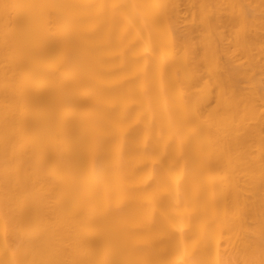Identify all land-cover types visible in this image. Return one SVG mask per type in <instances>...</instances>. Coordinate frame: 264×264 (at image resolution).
<instances>
[{"label": "bare ground", "instance_id": "obj_1", "mask_svg": "<svg viewBox=\"0 0 264 264\" xmlns=\"http://www.w3.org/2000/svg\"><path fill=\"white\" fill-rule=\"evenodd\" d=\"M0 264H264V0H0Z\"/></svg>", "mask_w": 264, "mask_h": 264}]
</instances>
